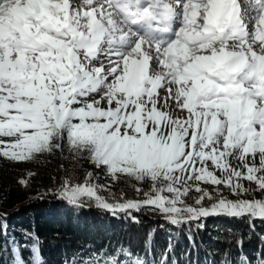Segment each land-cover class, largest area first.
<instances>
[{
	"label": "snow or ice",
	"instance_id": "obj_1",
	"mask_svg": "<svg viewBox=\"0 0 264 264\" xmlns=\"http://www.w3.org/2000/svg\"><path fill=\"white\" fill-rule=\"evenodd\" d=\"M65 148L151 189L108 202L97 185L65 180L59 200L79 209L88 197L137 224L150 209L167 236L163 251L153 229L142 247L87 246L64 264H200L192 253L210 217L246 223L251 239L264 225V0H0V157ZM165 224L187 235L179 256ZM8 228L0 217L12 264H46L38 234ZM216 230L229 247L203 264H264V234L249 254L242 231Z\"/></svg>",
	"mask_w": 264,
	"mask_h": 264
},
{
	"label": "trees",
	"instance_id": "obj_2",
	"mask_svg": "<svg viewBox=\"0 0 264 264\" xmlns=\"http://www.w3.org/2000/svg\"><path fill=\"white\" fill-rule=\"evenodd\" d=\"M35 156L46 165L26 185L20 183L19 174L12 170L9 162L0 158V217H7L8 231L17 239L21 238L23 230L38 234L42 241V259L46 264H64L77 249H86L87 246L96 249L119 244L130 245L134 249L142 247L147 234L153 229L155 248L163 251L167 233L160 228V225L165 223L161 216L148 210L134 213L140 219V223L137 224L130 219L113 217L110 213L97 208L93 201H88L85 207L73 209L56 197V190L66 180V172L90 161L85 156L77 155L67 148ZM80 181L79 178L77 182ZM40 192H45V195L37 196ZM226 226L245 234L243 248L249 254L259 245L258 235L264 234V225L259 221L256 222V235L247 239L246 223L210 217L206 229L196 236L197 250L192 253V258L203 264L205 256L213 248L219 249L220 252L228 248V244L213 240V237L221 234L217 232V227ZM165 228L171 229L179 239V243L175 244V252L179 256L189 244L187 235L167 224ZM236 246L234 242L231 248L235 250ZM24 255L27 256L28 253L25 252ZM215 259L219 260L220 257L217 255ZM5 261L12 264L10 248L8 253L0 252V264H4ZM180 264H184V260H181Z\"/></svg>",
	"mask_w": 264,
	"mask_h": 264
},
{
	"label": "rangeland",
	"instance_id": "obj_3",
	"mask_svg": "<svg viewBox=\"0 0 264 264\" xmlns=\"http://www.w3.org/2000/svg\"><path fill=\"white\" fill-rule=\"evenodd\" d=\"M1 160H4L6 162H9L10 167L14 172L19 174L21 180H26L27 183L32 180L42 168L45 167L46 163H41V160L37 159L36 156L30 160V161H24V162H15L12 160H9L7 158L0 157ZM233 165H238V161L233 160ZM82 164V163H80ZM88 174H91L89 177ZM219 175V173H218ZM66 180H70L71 185H77V184H95L97 185V194L104 197L105 199L109 201H116L118 199H143V192L150 191L151 189V181L145 180V181H136L133 177H127L123 176L121 174H118L116 179H113L111 175H109L104 168H98L96 167L91 161H87L80 165L78 168L70 169L66 172L65 176ZM81 179L80 182H77L78 179ZM191 183V182H190ZM245 187L247 188H254L255 186L248 181H242ZM202 187L207 188L209 191H212L217 186H211V185H202ZM221 193L223 196L228 198H234L230 191L223 187L219 186ZM140 188L142 191L137 192L136 189ZM58 190V189H57ZM45 195V192H40L37 194V196L42 197ZM192 195H199L198 193H192ZM85 198V199H84ZM247 198H261V194L259 192H252L250 191L247 195ZM84 204H86L88 201H93L89 199L88 197L82 198ZM150 213H154L151 210ZM156 214V213H155ZM159 216V215H158Z\"/></svg>",
	"mask_w": 264,
	"mask_h": 264
}]
</instances>
